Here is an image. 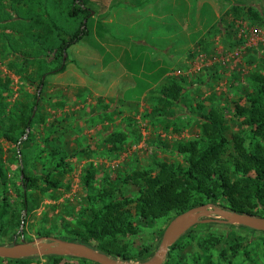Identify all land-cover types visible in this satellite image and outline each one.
<instances>
[{"label":"rangeland","instance_id":"374dc122","mask_svg":"<svg viewBox=\"0 0 264 264\" xmlns=\"http://www.w3.org/2000/svg\"><path fill=\"white\" fill-rule=\"evenodd\" d=\"M88 2L95 13L89 25L90 36L68 51L72 64L64 74L45 79L40 107L35 112L46 117V124L39 126L32 138V145L45 152L40 164L47 161L54 146H59L69 155L67 163L72 172L66 177L64 188L57 192L49 190L41 197L40 209L23 228L25 235L10 240L3 235L0 247L32 244L41 239L40 231L57 226L60 216L68 220L64 207L73 208L78 214L89 195L82 185V177L90 165L96 170L93 187L98 192L104 187L106 178L118 179L136 172H154L155 177L157 163H183V159L174 153L175 146L178 142L198 139L200 123L193 119L188 124L190 120L184 116L177 120L179 131H175L174 128L167 130L164 120L151 117L154 95L174 79L184 82L187 103L225 110L230 126V145L223 155L227 165L237 156L236 144L243 141L248 145L252 137L249 126L235 118L234 110L237 105H247L246 98L251 93L250 76L264 71V23L238 18L232 11L240 5L264 12V0ZM100 22L105 32L100 30ZM17 59L5 52L0 43V77H10L14 81L8 96L13 103L26 93L34 96L40 92L20 82L16 71L25 64L18 62L15 71L13 65L17 64ZM99 99L107 106H111V102L117 103L111 121L99 113ZM65 120L69 124L66 130L53 128ZM113 131L127 133L128 139L120 151L110 153V147L104 142ZM0 149L3 152L0 156L2 169L11 190L10 201L15 203L20 201L22 190L14 157L17 149L2 139ZM13 184L17 185L19 193ZM67 186L71 189L67 190ZM37 193L41 194L40 191ZM2 195L0 187V198ZM214 207L227 209V202L224 200ZM177 219L179 217L173 222ZM172 223L166 227L165 222H160L153 229L140 226L136 235L121 240L125 254L137 259L110 258L120 264L151 262L159 253ZM193 228L198 236L212 228L217 235L232 231L246 240L254 238L259 242L264 239V234L241 229L218 217L204 218ZM57 237L50 238L66 241ZM144 248H149L151 253L139 258ZM256 254L254 263L264 264L263 255ZM59 256L72 257L68 258L71 264H78L77 259L85 264L84 258L75 253ZM47 257L26 260L27 264L46 263Z\"/></svg>","mask_w":264,"mask_h":264},{"label":"trees","instance_id":"16d2710c","mask_svg":"<svg viewBox=\"0 0 264 264\" xmlns=\"http://www.w3.org/2000/svg\"><path fill=\"white\" fill-rule=\"evenodd\" d=\"M88 5V0H0V43L5 52L20 60L13 65L14 70L18 62L25 64L15 70L20 82L40 91L34 96L26 93L21 100L10 102L8 96L14 81L10 77H0V139L17 149L14 157L22 189L19 193L17 185H12L20 194V201L11 203V190L0 158L3 193L0 239L3 235L8 240L25 235L23 228L40 209L41 197L49 190L57 192L64 188L66 177L72 172L67 163L69 155L59 146H54L47 161L40 164L45 152L32 145V138L37 128L46 124V117L35 112L40 107L45 79L64 74L72 64L68 57L64 62L65 54L68 56L72 47L90 36L89 25L95 13ZM232 13L253 23H264V12L252 6H235ZM101 25L100 22V30L104 31ZM249 84L251 93L247 95V105H237L234 114L237 120L249 126L252 137L248 145L243 141L236 144L237 156L229 165L223 161L230 145L225 110L187 103L184 82L174 79L154 95L151 117L164 120L166 129L174 128L175 131H179L177 120L184 116L190 120L188 124L193 119L200 123L198 139L178 142L175 146L174 153L183 163H157L155 177L154 172H136L123 178H106L104 187L98 192L93 187L96 170L92 165L86 167L82 177V185L89 192L85 206L78 214L73 208L64 207L68 220L60 216L58 225L42 229L39 237L58 236L87 245L109 257L133 261L137 258L125 254L121 240L136 235L140 226L153 229L165 222L169 227L176 217L195 208L218 206L224 200L231 212L264 218V71L253 73ZM98 101L99 113L111 121L117 103L107 106L101 99ZM68 127L66 120L53 125L57 131ZM127 139V133L113 131L104 144L110 147V153L118 152ZM2 154L0 149V156ZM66 189L71 188L67 186ZM193 229L170 248L166 264H255L253 259L257 252L264 257V239L259 242L254 238L246 240L232 231L217 235L212 228L198 236ZM150 251L144 248L138 257H147ZM68 258L72 257L55 255L47 257L46 263L37 264H71ZM76 261L81 264V259ZM83 261L95 264L87 259ZM27 263L26 259H0V264Z\"/></svg>","mask_w":264,"mask_h":264},{"label":"water","instance_id":"95a60500","mask_svg":"<svg viewBox=\"0 0 264 264\" xmlns=\"http://www.w3.org/2000/svg\"><path fill=\"white\" fill-rule=\"evenodd\" d=\"M67 57V54H65L64 62L67 60ZM211 217L222 218L230 223L264 232V218L249 214H238L231 212L230 210L211 205L196 208L180 216V220L177 219L171 224L170 228L164 235L159 253L156 255L154 260L147 264H164L168 258L170 248L192 227L197 225L200 220ZM44 242L47 243L42 244ZM65 253H75L77 255H81L84 259H87L95 264H120L108 255H105L87 245L53 238H41L32 244H21L14 247H0V259L11 261H18L36 256H59Z\"/></svg>","mask_w":264,"mask_h":264}]
</instances>
